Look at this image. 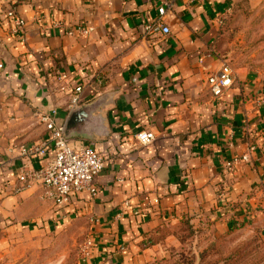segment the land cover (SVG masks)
<instances>
[{
	"label": "crops",
	"instance_id": "crops-1",
	"mask_svg": "<svg viewBox=\"0 0 264 264\" xmlns=\"http://www.w3.org/2000/svg\"><path fill=\"white\" fill-rule=\"evenodd\" d=\"M235 1L177 0L165 37L146 31L162 0H18L24 31L0 8V224L84 222L96 244L88 264L163 260L185 222L219 235L255 226L264 215V89L242 74L221 97L207 85L222 66L215 26ZM79 86L77 108L101 102L96 124L70 139L105 161L97 194L56 206L37 183L17 192L22 167L40 162L11 149L48 138L39 114L67 122ZM141 132L155 141L141 145Z\"/></svg>",
	"mask_w": 264,
	"mask_h": 264
},
{
	"label": "rangeland",
	"instance_id": "rangeland-1",
	"mask_svg": "<svg viewBox=\"0 0 264 264\" xmlns=\"http://www.w3.org/2000/svg\"><path fill=\"white\" fill-rule=\"evenodd\" d=\"M227 10L215 26L213 55L264 89V0H237ZM231 230L184 232L187 241L152 264H264V215L255 226ZM88 239L84 222L34 230L0 224V264H88Z\"/></svg>",
	"mask_w": 264,
	"mask_h": 264
},
{
	"label": "built area",
	"instance_id": "built-area-1",
	"mask_svg": "<svg viewBox=\"0 0 264 264\" xmlns=\"http://www.w3.org/2000/svg\"><path fill=\"white\" fill-rule=\"evenodd\" d=\"M177 0H162L159 7V18L147 29V33L168 36L169 27L164 19L172 13ZM0 8L10 19L14 27L24 31L26 23L18 16V0H0ZM92 29H79V33L87 34ZM233 72L228 65L223 64L220 70L207 78V85L215 97H221L224 91L232 86ZM83 87L79 86L73 90L70 108L76 109L83 98ZM39 123L44 127L48 138L40 143L30 146L12 148L11 151H18L19 155L27 162L36 160L40 162L38 169L23 166L17 179L19 187L17 192L23 191L27 186L37 183L40 185L43 198L56 206H64L69 203L71 195L89 193L92 196L97 194L95 179L105 170L106 164L103 157L95 148L89 145L73 147L70 140L66 138L65 130L67 122H58L57 113L39 114ZM155 135L151 132H141L137 135V141L143 145H151L155 141ZM235 162H227L224 165V173L232 174L235 170ZM221 198L226 200L225 194ZM96 248L93 238H89L83 249L84 260L93 257V249Z\"/></svg>",
	"mask_w": 264,
	"mask_h": 264
},
{
	"label": "water",
	"instance_id": "water-1",
	"mask_svg": "<svg viewBox=\"0 0 264 264\" xmlns=\"http://www.w3.org/2000/svg\"><path fill=\"white\" fill-rule=\"evenodd\" d=\"M100 106L101 102H95L72 111L66 124V138L70 140L87 133L90 127L94 126L98 120V118L94 116V113Z\"/></svg>",
	"mask_w": 264,
	"mask_h": 264
},
{
	"label": "trees",
	"instance_id": "trees-1",
	"mask_svg": "<svg viewBox=\"0 0 264 264\" xmlns=\"http://www.w3.org/2000/svg\"><path fill=\"white\" fill-rule=\"evenodd\" d=\"M190 226H189V223L188 222H185L183 225H182V228H181V232H182V234L181 235H183L184 234V232H189V236H191L192 235V230L189 228ZM184 228V229H183ZM232 231V230H231ZM181 238V242L182 241H184L183 239H185V237H180Z\"/></svg>",
	"mask_w": 264,
	"mask_h": 264
}]
</instances>
